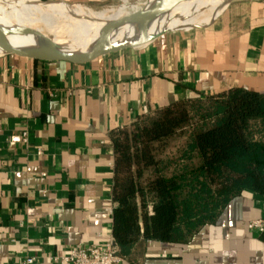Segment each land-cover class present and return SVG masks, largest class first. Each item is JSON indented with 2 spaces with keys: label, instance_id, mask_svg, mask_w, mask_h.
<instances>
[{
  "label": "crops",
  "instance_id": "crops-1",
  "mask_svg": "<svg viewBox=\"0 0 264 264\" xmlns=\"http://www.w3.org/2000/svg\"><path fill=\"white\" fill-rule=\"evenodd\" d=\"M231 88L264 93V0H233L204 26L83 63L0 55V264L26 257L70 264L50 257L109 244L110 133L169 104ZM259 218L264 198L243 190L185 242H144L122 264H264V237L247 227Z\"/></svg>",
  "mask_w": 264,
  "mask_h": 264
},
{
  "label": "trees",
  "instance_id": "trees-1",
  "mask_svg": "<svg viewBox=\"0 0 264 264\" xmlns=\"http://www.w3.org/2000/svg\"><path fill=\"white\" fill-rule=\"evenodd\" d=\"M111 235L123 256L183 243L243 190L264 198V93L231 88L182 100L110 133ZM174 151L161 154L170 142Z\"/></svg>",
  "mask_w": 264,
  "mask_h": 264
},
{
  "label": "bare ground",
  "instance_id": "bare-ground-1",
  "mask_svg": "<svg viewBox=\"0 0 264 264\" xmlns=\"http://www.w3.org/2000/svg\"><path fill=\"white\" fill-rule=\"evenodd\" d=\"M231 1L182 0L159 16L151 17L147 27L149 30L159 27L172 30L201 27L220 15ZM117 16L86 9L81 4L57 1L35 4L6 0L0 5V24L10 25L17 31V27L11 23L22 25L24 34H39L65 46L78 40L88 43L98 35L111 36L112 26L119 20Z\"/></svg>",
  "mask_w": 264,
  "mask_h": 264
},
{
  "label": "water",
  "instance_id": "water-1",
  "mask_svg": "<svg viewBox=\"0 0 264 264\" xmlns=\"http://www.w3.org/2000/svg\"><path fill=\"white\" fill-rule=\"evenodd\" d=\"M181 1L145 0L137 11L113 24L111 36L98 35L76 48L57 44L39 34H25L11 40L10 36L0 32V55H15L40 61L83 63L109 53L145 47L163 34L180 30L164 27L149 30L147 23L151 17L159 16Z\"/></svg>",
  "mask_w": 264,
  "mask_h": 264
},
{
  "label": "built area",
  "instance_id": "built-area-1",
  "mask_svg": "<svg viewBox=\"0 0 264 264\" xmlns=\"http://www.w3.org/2000/svg\"><path fill=\"white\" fill-rule=\"evenodd\" d=\"M26 137V132H23V141H26ZM40 153L41 151L37 150V154ZM247 227L264 237V218L248 221ZM50 259L54 262L70 264H122L123 256L111 240L109 244L103 246H75L70 249L67 255H53ZM34 262V257H26L20 264H33Z\"/></svg>",
  "mask_w": 264,
  "mask_h": 264
},
{
  "label": "rangeland",
  "instance_id": "rangeland-1",
  "mask_svg": "<svg viewBox=\"0 0 264 264\" xmlns=\"http://www.w3.org/2000/svg\"><path fill=\"white\" fill-rule=\"evenodd\" d=\"M144 1L145 0H138L134 4L123 5L122 7H118V6L122 4L123 0H114L108 4H104V5H100V6H88V5H83V4H81V5L84 6V8H86V9L88 8L90 10L102 11V12L107 13V14H112L115 17L118 15L117 18L121 19V17H124L126 15H129V14L137 11L143 5ZM3 2H6V0H0V5H2ZM11 24L15 25L17 27L18 31L10 25L0 24V32L3 34H6L7 36H10L9 39L10 38L17 39L18 37H20V34L25 35L24 34V27L22 25H18L16 23H11ZM191 29H193V28H191ZM175 143H176V141L175 142L170 141L166 145V147L163 149L161 154L166 155V154L172 153L174 151L173 145Z\"/></svg>",
  "mask_w": 264,
  "mask_h": 264
}]
</instances>
